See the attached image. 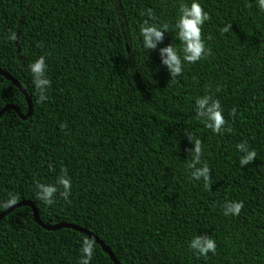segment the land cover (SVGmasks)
<instances>
[{
    "label": "trees",
    "instance_id": "1",
    "mask_svg": "<svg viewBox=\"0 0 264 264\" xmlns=\"http://www.w3.org/2000/svg\"><path fill=\"white\" fill-rule=\"evenodd\" d=\"M191 2L0 0V68L32 102L26 120L13 110L0 117V213L29 200L42 223L87 229L120 264H264V13L254 0H197L209 15L201 26L209 54L182 61L172 78L161 50L172 45L182 57L175 23ZM145 21L167 25L147 50ZM40 57L43 101L29 71ZM204 95L220 103L219 133L196 117ZM7 105L28 112L0 77V110ZM195 140L208 188L191 176ZM240 143L256 153L243 167ZM37 184L57 188L51 204L37 198ZM228 202L243 204L238 215L223 214ZM193 236L213 239L215 254L194 255ZM85 238L43 229L22 206L0 221V264H79ZM89 264L114 263L93 241Z\"/></svg>",
    "mask_w": 264,
    "mask_h": 264
},
{
    "label": "clouds",
    "instance_id": "2",
    "mask_svg": "<svg viewBox=\"0 0 264 264\" xmlns=\"http://www.w3.org/2000/svg\"><path fill=\"white\" fill-rule=\"evenodd\" d=\"M259 12L264 13V0H254ZM179 18L175 23L176 38L181 43L182 57L177 54L176 48L172 45L165 47L161 50V54L166 57L162 62L167 66L171 77L175 78L181 74L182 61L184 63H194L203 57H206L209 52L206 49L204 42L201 40V26L204 22L209 20V15L206 11H203L197 0L187 6L180 8ZM151 15V13H149ZM228 25L220 29L221 33L229 30ZM167 31V25L157 26L149 24L145 21L139 28L140 43L143 49L154 48L156 41H159L162 34ZM45 68L44 58L40 57L29 65V71L32 74L35 88L39 89V101L46 99L44 95V89L49 85L47 79L42 78ZM197 118H202V122L206 128L211 129L213 133H219L222 130V126L225 124L220 103L218 100L211 98L208 95H204L195 100V109ZM237 150L242 153L239 158V165L243 167L246 164L251 163L256 156L255 151L247 150L244 143L236 145ZM193 153L192 163L189 165L193 169L191 176L195 180H203L204 187L208 188L209 182V169L206 165H202L196 168V163L200 160V141L195 140L192 142ZM57 184L62 186L64 191L61 195L67 198L70 188L69 180L61 175L57 178ZM37 198L45 204H51L53 194L56 193L57 188L54 185L37 184ZM13 200H9L8 203H14ZM243 204L241 202H228L224 205V215L236 216L240 213ZM188 248L194 255L207 256L209 253L215 254L216 243L211 238L193 236L188 242ZM82 255L79 260V264H89L93 252V241L90 238H85L81 242Z\"/></svg>",
    "mask_w": 264,
    "mask_h": 264
},
{
    "label": "water",
    "instance_id": "3",
    "mask_svg": "<svg viewBox=\"0 0 264 264\" xmlns=\"http://www.w3.org/2000/svg\"><path fill=\"white\" fill-rule=\"evenodd\" d=\"M0 77H3L7 81H10L16 88L19 89V91L24 96V98H25V100L27 102V105H28V112H27L26 115H22L17 107H15L13 105H7V106L3 107L0 110V117L7 110L15 111L17 113V115L22 120H26L29 117H31V115H32V102H31L30 97L28 96L27 92L25 91V89L21 86V84L16 79H14L10 74L5 72L1 68H0ZM22 206H28V207L31 208L34 221L39 226H41L43 229H45L47 231H55V230H60V229H72V230H75L77 232H81V233L85 234L86 236H88L90 239H92L95 243H97L102 248V250L109 256L110 260L114 264H120L117 261V259L115 258V256L113 255V253L111 252V250L104 244V242L102 240H100L98 237H96L95 235H93L87 229H84L82 227H79V226L71 224V223H59V224H55V225H51V226L42 223L40 221L39 217H38L37 210H36V207H35L34 203L29 201V200H22V201L14 204V205L8 207L7 209H5L2 213H0V221L3 218H5L9 213H11L13 210H16V209H18L19 207H22Z\"/></svg>",
    "mask_w": 264,
    "mask_h": 264
}]
</instances>
